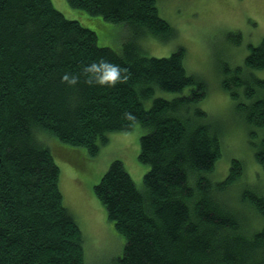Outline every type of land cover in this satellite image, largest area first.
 Listing matches in <instances>:
<instances>
[{"label": "trees", "instance_id": "obj_1", "mask_svg": "<svg viewBox=\"0 0 264 264\" xmlns=\"http://www.w3.org/2000/svg\"><path fill=\"white\" fill-rule=\"evenodd\" d=\"M67 1L130 29L112 48L51 0H0V264H85L41 136L77 151L84 166L109 133L136 124L138 160L149 165L142 188L115 159L92 189L124 238L114 264H264V78L253 72L264 68V36L243 65L224 66L232 76L220 83L238 101L261 174L248 181L232 159L216 181L224 130L199 105L205 81L186 70L183 47L167 56L143 50L142 36L176 32L159 0ZM111 65L120 69L115 83L105 79Z\"/></svg>", "mask_w": 264, "mask_h": 264}, {"label": "rangeland", "instance_id": "obj_2", "mask_svg": "<svg viewBox=\"0 0 264 264\" xmlns=\"http://www.w3.org/2000/svg\"><path fill=\"white\" fill-rule=\"evenodd\" d=\"M51 1L67 18L77 19L94 30L99 45L118 49L128 36V33L125 35L130 29L127 25L91 16L71 7L67 0ZM158 4L160 15L176 32L168 40L154 35L142 36L143 50L148 55L167 56L181 46L185 49L186 70L205 81L207 93L199 105L212 124L217 125L220 132L224 130L220 157L211 178L222 180L231 160L240 159L245 165L246 179L253 180L255 172L261 174V169L249 142V127L238 110V101L232 99L220 83L232 76L231 70L224 74V66L233 70L236 65H243L250 48L258 45L264 36V0H159ZM234 40L239 43L236 45ZM253 72L264 78V68ZM143 132L136 124L129 131L109 133L108 141L100 146L95 156L83 155L84 166L73 155L78 154L77 151L51 135L42 136L59 166L58 184L63 202L80 226L85 264H114L121 255L124 238L115 230L105 206L92 189L115 159L122 161L136 186L142 188L148 169L138 160L139 138ZM262 174L264 178V172Z\"/></svg>", "mask_w": 264, "mask_h": 264}, {"label": "clouds", "instance_id": "obj_3", "mask_svg": "<svg viewBox=\"0 0 264 264\" xmlns=\"http://www.w3.org/2000/svg\"><path fill=\"white\" fill-rule=\"evenodd\" d=\"M68 77L65 76V79H67ZM120 78V69L118 65H111V70L110 72L107 74V77L105 78L106 80H111L113 83H115V81ZM72 82H75V77L72 78Z\"/></svg>", "mask_w": 264, "mask_h": 264}, {"label": "bare ground", "instance_id": "obj_4", "mask_svg": "<svg viewBox=\"0 0 264 264\" xmlns=\"http://www.w3.org/2000/svg\"><path fill=\"white\" fill-rule=\"evenodd\" d=\"M69 13V12H68ZM74 13V12H73ZM67 14V13H66ZM78 15H80V14H78ZM71 16H72V14H71ZM81 16V15H80ZM83 16V15H82ZM78 17V16H77ZM86 18V17H85ZM91 19V18H90ZM87 20V19H86ZM102 24V23H101ZM105 24V23H104ZM108 42V41H107ZM42 137V136H41ZM140 151V150H139ZM149 166V165H148ZM147 172V171H146ZM99 183V182H98ZM97 184V183H96Z\"/></svg>", "mask_w": 264, "mask_h": 264}]
</instances>
